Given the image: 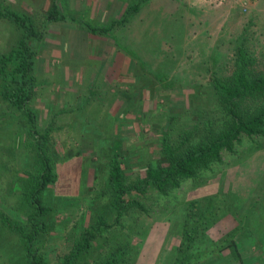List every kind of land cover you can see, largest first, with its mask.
Segmentation results:
<instances>
[{
  "label": "rangeland",
  "instance_id": "1",
  "mask_svg": "<svg viewBox=\"0 0 264 264\" xmlns=\"http://www.w3.org/2000/svg\"><path fill=\"white\" fill-rule=\"evenodd\" d=\"M3 1L33 15L43 31L41 40L30 41L37 51L35 73L40 84L31 104L38 110L41 128L53 126L59 173L47 194L55 209L41 246L51 264H59L70 251L84 226L94 221L95 211L107 210L99 192L107 181L114 140L122 138L133 153L126 175H143L146 161L159 155L162 136L168 131L174 136L179 124L191 121L196 87L206 90L214 69L229 72L237 45L247 43L259 67H264V0L145 1L140 12L117 29L122 46L75 22H46L51 0ZM106 1L98 0L94 8L93 0H67L66 7L91 22L109 24L139 0H111L103 10ZM19 35L14 24L1 19L0 52L14 46ZM156 74L172 84L156 81ZM151 77L154 82L149 87ZM177 114L174 124L169 123ZM246 139L238 144L236 154H226L224 162L203 171L205 183L193 186L186 180L168 196L154 191L144 197L150 214L129 219L139 231L130 233L137 248L135 264H169L182 240L187 203L213 195L221 199L220 212L202 231L216 241L235 231L243 262L227 249L221 258L199 264H264V137L256 138L258 147ZM24 142L21 133L9 138L0 129V162L16 145L17 161H12L19 175L21 160L28 162ZM1 182L0 197L17 203ZM125 238L119 236L121 241ZM111 241L104 246L98 243L85 258L100 260ZM11 249L13 264H23L22 249ZM3 258L0 255V263Z\"/></svg>",
  "mask_w": 264,
  "mask_h": 264
},
{
  "label": "trees",
  "instance_id": "2",
  "mask_svg": "<svg viewBox=\"0 0 264 264\" xmlns=\"http://www.w3.org/2000/svg\"><path fill=\"white\" fill-rule=\"evenodd\" d=\"M145 1L149 0L126 6L122 16L109 24H98L70 11L66 7L67 0H51L45 13L46 22H75L89 33L111 37L122 46L117 29L128 22L131 14L139 13ZM3 18L14 24L20 35L14 46L0 52V129L7 132L9 138L17 133L24 135L28 162L24 158L21 160L19 170L22 175L14 171L16 145L6 150L5 161L0 162V180L5 179L0 182L8 185L9 196L17 202L9 204L8 196L2 197L3 200L0 197V234L3 237L0 255L4 256L0 264H13L11 248L16 246L22 249L23 264H51L41 246L45 244L43 237L50 230L49 217L55 209L48 203L47 194L59 180V173L51 136L53 126L42 129L38 110L31 104L40 84L35 73L37 51L30 41L41 40L43 31L33 15L20 12L0 0V20ZM246 44L243 42L234 48L229 72L214 69L207 89L200 91L196 87L192 99L190 97L193 105L191 121L179 124L174 136L170 131L162 136L159 155L153 161H146L143 175L138 173L134 178L126 175L133 153L127 150L122 138L114 140L106 171L107 181L99 192L106 199L107 210L95 211L90 206V210L95 211L94 221L84 226L80 238L62 256L59 264H135L138 259L134 250L137 248L133 244L134 235L130 233L136 230L139 234V231L134 225L136 222L130 225L129 219L150 214L144 197L154 191L159 196H168L186 180L193 186L205 183L203 171L224 162L226 154H236L238 144L245 138L255 147L259 146L256 138L264 137V67H259L258 57ZM154 76L165 86L172 84L162 74ZM177 115L169 123L174 124L180 117ZM218 199L213 195L203 202L190 200L187 203L182 240L169 264H199L205 259H219L227 249L231 250L235 260L243 262L235 231L218 241L202 231L204 225L208 226L219 214L221 199ZM120 235L126 238L121 241ZM110 241L112 246L103 258H85L98 243L104 246Z\"/></svg>",
  "mask_w": 264,
  "mask_h": 264
},
{
  "label": "crops",
  "instance_id": "3",
  "mask_svg": "<svg viewBox=\"0 0 264 264\" xmlns=\"http://www.w3.org/2000/svg\"><path fill=\"white\" fill-rule=\"evenodd\" d=\"M94 2L93 3H95V5H94V8L96 7V5H97V1L98 0H93ZM109 2H105L104 4H102L103 5V10H107L108 9V5H109V3H111V0H108ZM98 8V7H97Z\"/></svg>",
  "mask_w": 264,
  "mask_h": 264
}]
</instances>
